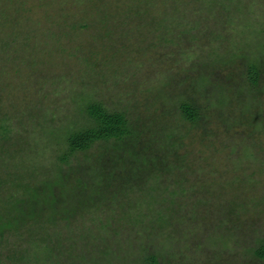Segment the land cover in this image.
Instances as JSON below:
<instances>
[{"label": "rangeland", "instance_id": "374dc122", "mask_svg": "<svg viewBox=\"0 0 264 264\" xmlns=\"http://www.w3.org/2000/svg\"><path fill=\"white\" fill-rule=\"evenodd\" d=\"M85 1L22 0L21 6L29 8L22 14L30 17L35 30L28 27L29 22L22 26L23 31H27L28 38L24 41L26 44L21 43L23 49V52H19L22 53L21 58L6 55L4 58L0 57V65H2L0 68V105H14L15 112L25 115L21 118L23 124L14 118L8 122L14 128L17 126L22 135L24 131H30L28 134L31 136L27 135L29 137L27 138L28 145H33L36 151L27 153L29 157H36L37 154L41 153L39 148L42 150L43 156L40 159H43V162L50 166L54 165L53 144L46 147H44L43 142L41 145L39 144L38 135H40V123L43 120L36 121L39 116L38 113H35L37 109L42 110L43 113L46 112L45 123L42 128H47L57 127L64 123L67 125L72 122L74 125L84 123L83 118L75 114V111L79 105H85L92 96L94 100L104 102L103 104L107 108L113 110H119L123 106L130 105L131 130H141V135L148 134L153 139L154 131L160 138L163 137L164 133L170 134L169 138L163 137L161 141L159 138L157 142L168 144L167 148L176 153L173 154L175 157L172 159L171 165L178 166L180 163L187 178L186 180L183 179L179 186L185 184L186 188L190 187L188 190H191V193L195 192V194H189L187 191V206L183 204V201L181 202L182 214L185 213V222L187 223L182 225L180 220H176L170 228V234L173 238L165 240L162 245L158 244L155 237L152 240L149 238L144 240L138 235L142 234L144 237L145 232L129 231L128 242H132L131 247L128 248L127 245H123L121 251V253H127L125 254L127 259L136 257L135 254L139 245L147 244L146 246L150 247L149 251L154 252L155 245L156 249L166 256V258L160 257L163 264H202L211 260L212 254L219 251L220 245H224L229 234L226 233L227 236H225L224 233L221 236V228L211 225V219L204 218L201 220L198 218V215L203 212L201 208H205V204H208L206 201L218 204L219 201L227 199L228 202L234 203L238 211L244 214L241 216L243 219L245 218L246 228L248 231L251 230L250 234L254 238L250 240L251 244L254 243L255 238L264 237V5L254 7L255 4H252L251 6L254 8L247 6L245 8L244 5L248 0H223L229 7L234 8L235 5L238 9L234 8L233 14L222 16L210 10L208 13L201 11L200 14H193L191 8L203 7L202 10H204L206 9L205 4L200 3V1L189 0L190 3H187L186 6L180 0L181 2L177 3L180 10L179 12L174 11L176 14L173 16H175L176 21L186 25L177 30L183 28L186 30L187 33L180 34L179 37L185 42L187 48L177 42L174 44L163 43L156 48L153 46L148 52H143V54L140 52L141 63H139L133 57L134 52L120 47L123 43L127 44L126 42L133 45L138 42H133V34L128 29L133 25L127 24L137 15L132 14L133 18L130 15L125 18L124 14L128 15L129 13H124L126 11L124 9L110 7L112 15L116 14L111 21L109 20V27L108 25L106 27L108 29L116 28L123 33L129 31L125 36L121 34L120 37L118 35L116 38L108 39L109 35L107 38L98 39L94 37L93 31L89 27L86 29H69L59 25H52L55 29L60 30L54 39L47 34L45 27L48 24L51 25L49 23L51 19L52 23L58 20L56 15L62 10V7H71L73 11L75 8L81 10ZM157 1L156 5H159L160 8H155H159V12L164 10L163 15H165V9L172 8L170 2H176L174 0ZM107 3L108 5L114 4V2ZM1 5L4 6V4ZM15 8L8 7L9 10H15ZM15 11L19 12L18 10ZM127 11L131 13L140 12L141 15L138 16L139 25L149 28L142 23V18L151 17L150 14H154V8L142 6V8ZM48 12L51 17L47 20L46 14ZM180 12H183L184 15L178 18ZM11 13L17 14L14 11ZM22 14L21 17H23ZM166 15H168V11ZM243 18H245L246 23H242ZM196 21L200 23L197 27H189ZM249 21L251 22L248 23ZM217 22L219 24H216ZM233 22L234 24L231 26L230 23ZM223 26H225V29L222 30L223 35H225L224 40L220 39L219 36L214 39L213 36L209 35V31H212V35H217L219 28ZM29 30L32 32L28 33ZM173 30L177 31L174 27ZM64 32L66 35L63 34ZM165 32L166 30L163 31V33ZM147 35L149 36V33ZM140 36L142 34H138L135 37L136 40ZM108 42L111 43L112 47L115 46L120 50L115 61L111 58L109 62L107 61L109 59L107 55L110 54L103 47ZM86 44H90L95 52L93 61L97 64L91 67L84 59H81ZM135 49L146 48L144 45L137 46ZM218 49L221 53H226L227 56H223V60L228 61V64L225 63V66H221V68H225L222 73L216 75L207 73V76L212 79L211 82L206 80L202 70H210L213 64L211 57H213L214 51H218ZM231 53L233 55L228 56ZM154 55L161 58V61L156 59V68ZM29 57L34 58L36 63H27L28 60L26 59ZM254 60L262 64L260 65V78L256 86H252L247 80L245 71L247 63ZM103 61L105 64L101 63ZM13 68H19V70L15 71ZM39 75L48 77L38 80ZM192 77L194 80L197 79L193 88L190 85ZM254 89L258 91L262 89V91L259 93ZM8 98L13 99L11 104ZM183 100H187V102H191L201 109L200 112L204 115L201 116L199 122L202 123V126L195 129L192 127L188 131L190 124L180 120L179 102ZM30 111H32L31 114L26 116V112ZM157 111L159 113L154 114ZM154 115L156 116L155 119ZM137 116L139 117L138 121V118L134 119ZM161 125L164 126L162 129H160ZM203 128L204 137L195 135L201 132ZM35 143L38 146H35ZM174 166L172 167L177 170ZM164 177H170L168 183L172 182L171 187L175 186V184L173 185L174 181L177 183L180 179L173 175L169 176L167 173L164 174ZM52 191L54 190L46 193L47 199L56 198L53 194L51 195ZM66 194L67 192L62 191L59 194L60 199ZM18 197L26 198L19 193ZM35 198L47 203V200L45 201V198L38 194ZM200 201H203L204 205L197 209V205H201ZM25 202L27 201L20 202V204L24 207ZM192 203H197V205L192 208ZM100 212L96 218L87 221L78 219L76 223H81L84 226L89 224L92 229L97 230V225L102 220L105 221L106 216L108 218L114 216L106 209L100 210ZM247 219H251V221ZM119 223L121 224V221ZM185 225L186 234L182 235L181 238L176 236L177 230L182 229ZM103 230L104 228L101 227L98 229L101 233ZM236 231L237 229L233 231V234L234 232L237 233ZM252 236L249 237L252 239ZM15 238L18 239L15 243L18 247H30L29 241H25L23 238L19 239L17 236ZM118 238L124 240L125 234L118 235ZM9 239H14V236ZM186 242L189 248H186ZM165 244L171 247H166ZM237 245L239 246L237 248L240 249L235 258L240 261V264H243L244 256L241 252L243 247ZM60 248L59 246L56 247V253L50 261L48 258L46 259V264H52V262L54 264L67 263H65L67 253L64 250L60 253ZM172 248L178 253H170L168 249ZM232 248L236 250L235 247ZM126 249L129 251L127 252ZM134 249L135 251L132 253L131 251ZM78 250H72L73 254L77 255ZM1 251L6 254L5 250ZM192 254L195 259H199L197 263H195V259L191 258ZM1 258L5 259L4 257ZM39 259L32 252H27V258L18 257L14 254L7 261V264H27V261L30 262L29 264H44ZM78 261L79 259L76 260L77 263ZM123 262L119 260L118 263L122 264ZM83 264H92V261H84Z\"/></svg>", "mask_w": 264, "mask_h": 264}, {"label": "trees", "instance_id": "16d2710c", "mask_svg": "<svg viewBox=\"0 0 264 264\" xmlns=\"http://www.w3.org/2000/svg\"><path fill=\"white\" fill-rule=\"evenodd\" d=\"M111 1L86 0L81 10L75 8V11L71 7H62V10L56 15L58 20L52 23L51 19L49 22L51 25L48 24L45 30L53 39L60 30L55 29L52 25L69 29H86L89 27L93 31L94 37L98 39L107 38L109 35L111 37L109 36L108 39L116 38L118 35L120 37L121 34L125 36L129 31L123 33L116 28L108 29L109 20L111 21L116 14L112 15L110 7H115L116 9L126 10L124 13H129L128 15L124 14L125 18L129 15L133 18L132 14L137 15L127 24L133 25L128 29L133 34V42H138L134 43L135 45L126 42L127 44L123 43L120 47L134 52L133 57L139 63H141L140 52L142 54L148 52L150 47L153 46L156 48L163 43L174 44L177 42L187 48L185 42L179 37L180 34L187 33L186 30L184 28L177 30L179 27H185L186 25L183 22L176 21L175 16H173L176 14L174 11L179 12L180 10L177 4L181 2L180 0H174L176 1H173L174 3L170 2L172 8L165 9V15H163L164 10L159 12L160 6L156 5L157 0H113L114 4L108 5L107 2L113 3ZM194 1L205 4L206 9L202 10L203 7H199V9L191 8L193 14H200L201 11L208 13L210 10L219 15L228 16V14H233L234 8H237L235 5L234 8L229 7L228 4H225L226 1L223 2V0ZM21 2L22 0H0V57L2 58H4V55L13 58L19 56L21 58L22 53H19L23 52L21 43L26 44L24 41L28 38L27 31L24 32L22 26L29 22L28 27L35 30L30 17L22 14V12L28 11L29 8L22 7ZM182 2L186 6L187 3H190L189 0H182ZM1 4H4V6ZM252 4H255L254 7L262 6L264 0H248L244 7L254 8L251 6ZM7 6L16 7L15 10L19 12L9 10ZM142 6L154 8V14H150L151 17L142 18V23L149 26V28L139 25L138 16L141 15L140 12L131 13L127 11L139 9ZM155 7L159 8L156 9ZM11 11L17 14H13ZM167 11L168 15H166ZM21 14L23 17H21ZM183 15V12L178 13V18ZM50 17L51 14L48 12L46 19L48 20ZM242 23H246L245 18H243ZM198 24L200 23L196 21L189 27L195 28ZM216 24H219V22ZM233 24L234 22L230 23L231 26ZM107 25L108 27H106ZM173 27L177 31H174ZM223 29H225V26L219 28L217 35H212V31L208 33L214 39L219 36L220 39L224 40ZM162 30H166V32L163 33ZM31 32L32 30H29L28 33ZM63 34L66 35V32ZM138 34H142V36L136 40L135 37ZM174 34L177 35L174 36ZM144 45L146 49H135L137 46ZM85 48L83 52L80 50L83 55L81 59H84L90 67L94 66V64H97L93 61L94 49L90 44H86ZM103 49L110 54L107 55L109 57L108 62L110 58L115 61L120 54V50L115 46L112 47L110 42ZM223 56H227L226 53H221L219 49L214 51V55L211 57L213 58L212 67L207 71L202 70L205 73L206 80L212 82L211 77L207 76L208 72L216 75L225 70L221 66H225L228 61L223 60ZM156 59L161 61L159 56L155 57L154 55L155 68L157 66ZM26 60L29 64L36 63L34 58L29 57ZM260 65H262L261 62L254 60L248 62L245 68L247 80L252 86L258 84L261 73ZM1 67L2 65H0ZM13 69L15 71L19 70V68ZM45 77L39 75L38 80ZM194 77L190 81L192 88L197 80H194ZM19 83L21 84V81ZM16 86L19 87V85ZM254 91L258 90L254 89ZM261 91L262 89L258 92ZM8 101L11 104L13 99L8 98ZM103 103L100 100H94L92 96L85 105H79L75 114L80 115L84 123L78 125H74V122H72L70 125L64 123L57 127L42 128L45 123L46 112L43 113L40 109L35 111L39 114L36 121L43 120L39 129V144L41 145V142H43L44 147L53 144V146L51 145L54 148L52 154L55 155L53 166L40 159L43 156L42 150L39 148L38 150L41 153L37 154L36 157H29L27 153L36 151L33 145H28L27 138L29 137L27 135H30L28 134L30 131H24L25 135H22L17 126L14 128L8 122V120L11 121V118H14L23 124L21 118L25 115L15 112L14 105H0V264H7V261L14 254L18 257L27 258V252H32L35 257L40 258L46 264V259L48 258V261H50L56 253L57 246L61 247L60 253L63 250L67 253L66 264H83L84 261H92V264H119V260L124 261L122 264H163L160 257L166 258V256L159 252L155 245L154 252L149 251L150 247L146 246L147 244L139 245L135 254L136 257H133V259H127L125 255L127 253H121L122 246L131 247L132 242H128L129 231L145 232L144 237L142 234L138 235L144 240L148 238L152 240L155 237L158 244L162 245L165 240L173 238L170 234V228L176 220H180L182 225L187 223L185 222L184 211V214H182L181 202L183 201V204L187 206L188 194L186 192L188 191L190 194L191 190H188L190 187L186 188L185 184L179 186L183 179H187L185 172L180 163L178 166L171 165L172 159L175 157L173 154L176 153L167 148L168 144L157 142L160 137L157 136L155 131L153 139L148 134L141 135V130H131L130 105L123 106L119 110H113L107 108ZM179 108L180 120L190 124L188 131L192 127L195 129L202 126L199 120L204 114L200 112L199 107L183 100L179 102ZM146 109L148 110V108ZM31 112H26V116L30 115ZM158 113V111L157 113L154 112V114ZM155 117L154 115V119ZM136 118H138V121L139 117H134V119ZM163 127L161 125L160 129ZM195 135L204 137V128ZM163 137L169 138L170 134L164 133ZM163 137L160 138V141L163 140ZM35 146H38V144L35 143ZM92 149L94 150L91 151ZM172 166L176 167L177 170ZM165 173L180 178L177 183L174 181V187H171L172 182L168 183L170 177H164ZM51 190H54L51 195L53 194L56 198L47 199L45 197L46 193H50ZM62 191L67 192V194L60 199L59 194ZM18 193L26 198H19ZM37 194L44 197L47 203L39 198L36 199ZM191 194H195V192ZM23 201H27L24 203V207L20 204ZM206 202L208 204H205V208H201L203 212L198 215V218L201 220L204 218L211 219V225L221 228V236L224 233L225 236H227L226 233L229 236L226 237L227 240L224 245H220L219 251L212 254V259L202 264H240V261L235 258L240 249L237 248V244L241 248L243 247L241 251L244 256L243 264L264 263V237L255 238L256 240L251 244L250 240L254 239L250 234L251 230L248 231L246 228L245 218L243 219L241 216L244 214L238 211L236 205L228 202L227 199L219 201L218 204L216 202ZM188 203L191 205L190 202ZM199 203L201 205L192 203V208L197 205V209H200L199 207L204 204L203 201ZM103 209L113 213L114 216L111 218L106 216L105 221L102 220L97 225V230L92 229L89 224L84 226L81 223H76L78 219L87 221L98 217L100 215L98 213ZM124 220L125 223H123ZM247 220L251 221V219ZM119 221H121V224ZM100 227L104 228L102 233L98 231ZM236 229L237 233L234 232L233 234ZM186 231L185 225L182 229H178L175 235L181 238L182 235L186 234ZM123 234H125V239L119 240L118 235ZM12 236H14V239L10 240L9 238ZM16 236L19 239L23 238V240L29 241L30 247H18L15 244L18 240L15 238ZM249 236H252V239ZM64 237L66 239H63ZM126 242L128 243L126 244ZM165 246L171 247L168 244H165ZM185 246L189 248L187 242ZM232 247H235L236 250ZM76 249H79L77 255L72 252ZM1 250H5L6 254L2 253ZM126 250L129 251V249ZM168 250L172 254L178 253L175 252L174 248ZM134 251L135 249L131 252L134 253ZM1 257L5 259L3 260ZM191 258L195 259L193 254ZM78 259L77 263L76 260ZM198 261L199 259H195V263ZM29 263L27 261V264Z\"/></svg>", "mask_w": 264, "mask_h": 264}]
</instances>
